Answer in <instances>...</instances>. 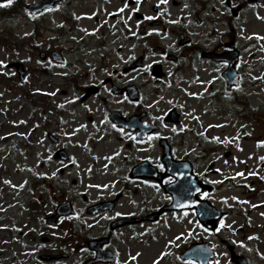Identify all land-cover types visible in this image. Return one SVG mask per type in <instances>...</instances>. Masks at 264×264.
<instances>
[{"label": "rangeland", "instance_id": "obj_1", "mask_svg": "<svg viewBox=\"0 0 264 264\" xmlns=\"http://www.w3.org/2000/svg\"><path fill=\"white\" fill-rule=\"evenodd\" d=\"M199 1L202 9L196 0H179L173 8L178 23L194 35L190 50L179 44L170 25L150 26L143 35L135 19L127 20L132 12L127 0H64L50 15L55 21L43 23L48 29L38 33L25 10L4 16L12 4H0V264H84L95 254L88 240L104 235L112 238L104 247L117 259L94 264H200L181 257L195 241L215 249L214 264H235L229 244L251 264H264V3ZM239 4V17L231 16ZM63 9L75 22L60 30ZM165 9L170 15L169 3ZM232 37L242 50V78L230 90L222 76L225 64L204 58L199 49L218 51L220 42ZM51 50H69L66 61L40 57ZM171 52H184L180 66L166 59ZM143 54V67L123 72ZM18 61L28 71L23 80L8 66ZM156 63L164 64V80L151 75ZM131 83L143 85L138 103L114 92V86ZM86 85H98V93L83 99ZM240 100L253 116L245 114ZM138 108L149 110L160 124L148 139L118 128L110 118L112 111L132 115ZM173 108L181 113L182 129L164 120ZM96 121L110 126L103 147L113 134L119 145L125 132L121 157L111 155L101 170V146L93 153L90 141L72 135L82 131L75 122L89 124L95 133ZM160 137L174 144L175 157H201L196 173L207 172L204 178L216 189L200 196L226 212L215 230L203 226L195 210L111 228L117 218H137L172 201L155 179L130 176L133 165L145 160L165 170ZM60 149L67 159L54 157ZM116 196L112 210L87 212L91 204ZM68 200L74 212L49 223L47 217Z\"/></svg>", "mask_w": 264, "mask_h": 264}, {"label": "water", "instance_id": "obj_2", "mask_svg": "<svg viewBox=\"0 0 264 264\" xmlns=\"http://www.w3.org/2000/svg\"><path fill=\"white\" fill-rule=\"evenodd\" d=\"M259 2L264 1V0H257ZM229 60L231 61V65L229 67V69L225 72V76L227 78V80L229 81V85L231 87V85L233 84H237L238 82V78H239V73L236 71V69L234 68V64L237 62V53L236 55L233 57V60L230 57H225V60ZM137 64L132 65L130 68L135 67ZM15 66L17 67V69L21 72V76L24 75L25 71H23V65L21 63L15 64ZM129 70V69H128ZM160 66L156 67V71H154L155 74L160 75ZM130 97L132 99H135L137 97V93L136 92H131L130 93ZM145 113H143L144 115ZM135 116L132 118V122H125V125L131 128H140L141 131H143V126L141 124L140 118L143 116ZM171 117L178 121V114H176L175 111H173L171 113ZM170 118V117H169ZM117 121L119 122V124H123V121L117 118ZM153 130V129H152ZM151 131V129L149 130V132ZM140 137H144L146 136V134H140ZM163 161L165 163V165H167V171L163 174L159 173L158 170L153 167L152 165H150L148 162L142 163L139 166H136L134 168V171L132 173L133 176H137V175H142L144 177L147 176H152L155 177L156 179H158L159 181H162V179L166 176H168V174H172L176 177V181L170 183L169 185L165 186L166 187V191L168 193H171L172 198H174L173 203L168 206V207H164L162 208L159 212L154 213L152 215H149L146 219L150 218V219H157L159 214L165 210H170V209H181V208H190L192 209L197 208L198 211V215L200 216V219H202L203 223H205L206 225H208L211 228L215 227V221L220 219V217L222 216V213L219 212L218 210L215 209V207H213L207 200H200L198 197V193L202 192L204 190L205 187L208 188V190H211V187L205 185V184H200V181L197 177L196 174L193 173V167L191 165V163L189 164L187 161H176L173 159L172 157V153H170V146L167 145V147H165L164 149V157H163ZM149 167L148 170H144L143 173H141L139 170L143 167ZM143 170V169H142ZM149 173V174H148ZM117 200H114V202L112 203H102L101 205H97L94 206L93 209L91 211H97L99 209V207L102 208H107V206H109L110 208H113L114 204L116 203ZM203 207H207L209 210H215L216 211V215L213 219L207 218L205 217V215L203 214ZM72 211V208H69L68 210L65 211H61L60 209H58L57 211V215H55L54 217H50L49 220L53 223L56 222L57 218L59 215H61V213L63 214H68L69 212ZM140 220V219H138ZM127 221L126 220H122V221H117L115 222V224L113 225V227H115L116 225L119 224H125ZM103 240H95L93 242L90 243V247L91 249L95 248L97 250V256L96 258L91 261L89 264H92L96 261H113L115 259V256H113L111 251H103L101 249V244H102ZM197 245L194 244V246L190 249H187V251L184 253L185 257H189V258H196L200 261V263L202 264H210L209 260L210 259H214L216 258V255L214 254L213 250L209 248V245L207 242L205 243H201L199 244L200 247L206 249L208 252L206 254L203 253H199L197 250H195V247ZM231 248L232 251V259L237 263V264H247V261L242 257V256H237L235 254V252L233 251V248Z\"/></svg>", "mask_w": 264, "mask_h": 264}, {"label": "flooded vegetation", "instance_id": "obj_3", "mask_svg": "<svg viewBox=\"0 0 264 264\" xmlns=\"http://www.w3.org/2000/svg\"><path fill=\"white\" fill-rule=\"evenodd\" d=\"M61 1H63V0L57 1V3L53 7H49V8H46L45 10H43L42 12L35 13L36 15L33 17V21L41 19L42 25H44V24L47 25L48 23H50L52 18H51L49 13L51 10L55 9L60 4ZM225 1H226V4H230L229 0H225ZM39 2H40V0H31L30 1L32 8L36 11H37L36 5H38ZM177 2H178V0H173V4H176ZM196 2L198 3V6H197L198 9H202L203 7L199 5L200 1L196 0ZM172 6H171V8H172ZM241 6H240V8H241ZM165 8H166L165 1L160 0V7L159 8H157V6L151 7L152 11L150 12V14H148V13L145 14L144 16L140 17L139 20L142 21V23L147 24V25H150V24H158V25L160 24L161 25L162 24V26H164L166 23L171 22L173 20V16H170L169 14H167V11ZM238 11L234 16L238 15ZM63 14H65V13H63ZM228 18L230 19L231 17H228ZM34 24H35L37 29L42 28V25L40 23L37 24L35 22ZM174 30L177 32L178 35H185V31L182 30L181 27L175 26ZM226 46H227V44H225V47ZM192 48H193L192 44H190L189 46L186 47L187 50H190ZM219 51H225V48L220 47ZM183 58H184V54H183V52H180L177 54L176 58H173V60H175L176 64H181V62L183 61ZM198 160H200V159H198L196 157L194 158V161L199 165ZM213 172L216 173L217 170H213ZM204 174H205L204 175L205 177L209 176V174L207 172Z\"/></svg>", "mask_w": 264, "mask_h": 264}, {"label": "bare ground", "instance_id": "obj_4", "mask_svg": "<svg viewBox=\"0 0 264 264\" xmlns=\"http://www.w3.org/2000/svg\"><path fill=\"white\" fill-rule=\"evenodd\" d=\"M187 24V23H186ZM205 76V79L207 80L208 77L210 76V74L208 73L203 75ZM204 81V80H203ZM203 81L201 80V82L203 83ZM216 92V90H213L212 93L214 94ZM71 109L73 110V106L71 107ZM74 126H78L80 127V130H82L81 132H77V133H73V138L74 139H79L78 141H83V142H87L90 141V145L94 147L93 149V153H96L98 147H100L101 145V141L103 139V136H105L107 132H110V126L109 125H104V124H100L98 123V121L95 122V133L92 132L91 128L89 127V124L85 125V124H78V123H74ZM113 134V133H112ZM125 132L122 131L121 136L118 138L120 141V144L123 143V137H124ZM113 139H111V141H108L106 146H101V153L104 156L98 157L100 163L98 164V168L103 169L104 167L102 166L104 164V162L106 160H108L111 155H116L121 157L122 154V150L123 147L119 144L117 145L115 142V138H116V134H113ZM93 139V140H90ZM119 165V161L116 162ZM112 166H114V164L112 163L111 165H109L108 167L112 168ZM120 166H118L117 169H119ZM117 169H115L114 171H116Z\"/></svg>", "mask_w": 264, "mask_h": 264}, {"label": "snow or ice", "instance_id": "obj_5", "mask_svg": "<svg viewBox=\"0 0 264 264\" xmlns=\"http://www.w3.org/2000/svg\"><path fill=\"white\" fill-rule=\"evenodd\" d=\"M5 2L7 3V4H11L12 3V0H5ZM0 63H3L2 61H0ZM261 143H264V142H261ZM262 159H264V158H262ZM221 223H223V222H221ZM218 230V229H217Z\"/></svg>", "mask_w": 264, "mask_h": 264}]
</instances>
